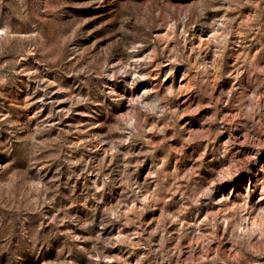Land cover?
<instances>
[{"label": "clouds", "instance_id": "clouds-1", "mask_svg": "<svg viewBox=\"0 0 264 264\" xmlns=\"http://www.w3.org/2000/svg\"><path fill=\"white\" fill-rule=\"evenodd\" d=\"M88 4L0 0V264H264V0Z\"/></svg>", "mask_w": 264, "mask_h": 264}, {"label": "rangeland", "instance_id": "rangeland-1", "mask_svg": "<svg viewBox=\"0 0 264 264\" xmlns=\"http://www.w3.org/2000/svg\"><path fill=\"white\" fill-rule=\"evenodd\" d=\"M77 7L74 11L78 14L81 20L86 21L83 24L82 30L86 32H91L89 37L83 38L86 40L85 46L95 43L96 48L99 49L107 42L108 33L106 29L109 27L108 24L105 23L106 20L109 19V12L106 9H97L94 5H89L88 0H75ZM95 29V31H93ZM95 50V49H94ZM52 100H59L62 99L61 94L53 93L51 97ZM57 107H66L65 104H58ZM204 111H208L205 109ZM189 117H185L188 119ZM79 120V117L76 118ZM76 120L73 119L72 116H68L65 119V124H72L75 123ZM257 160H261L260 157Z\"/></svg>", "mask_w": 264, "mask_h": 264}]
</instances>
